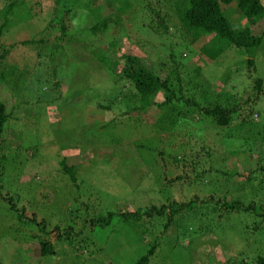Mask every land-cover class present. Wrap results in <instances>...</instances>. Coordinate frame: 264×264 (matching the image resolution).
I'll list each match as a JSON object with an SVG mask.
<instances>
[{"label":"rangeland","instance_id":"374dc122","mask_svg":"<svg viewBox=\"0 0 264 264\" xmlns=\"http://www.w3.org/2000/svg\"><path fill=\"white\" fill-rule=\"evenodd\" d=\"M174 1L128 0L130 8L115 20L118 0H0V66L13 71L8 84L0 82L7 115L0 152L9 156L0 168V264H133L152 246L144 264H255L264 256V91L254 103L244 102L255 94L253 80L264 82V20L250 23L234 5L226 7L227 20L261 35L262 45L252 57L229 47L210 60L199 43L183 42ZM83 6L89 19L93 9L95 20L110 17L102 34H88L94 19L81 18ZM209 39L206 34L202 42ZM124 56L139 58L159 78L175 69L183 100L211 105L219 91L242 109L226 126L196 110L189 120L181 114L190 105L176 94L171 106H162L159 90L141 109L143 100L119 78ZM248 59L253 66H246ZM17 73L21 80L32 75L31 90L20 89L26 80L11 87ZM193 85L207 88L200 96ZM123 93L129 97L119 100ZM163 115L176 119L171 128ZM159 149L181 156L187 168L157 162L150 153ZM148 154L154 164L143 161ZM62 166L72 168L74 181ZM178 174L183 180L166 187ZM6 194L19 219L2 199ZM194 197L204 204L180 211L171 223L167 208L136 222L114 216L104 225L90 223L107 212L158 209ZM232 199L255 204V212L224 215L221 204ZM67 227L69 237L57 239ZM44 242L52 246L49 257L39 256Z\"/></svg>","mask_w":264,"mask_h":264},{"label":"trees","instance_id":"16d2710c","mask_svg":"<svg viewBox=\"0 0 264 264\" xmlns=\"http://www.w3.org/2000/svg\"><path fill=\"white\" fill-rule=\"evenodd\" d=\"M57 3L59 1H67V2H79L80 0H56ZM116 1V0H115ZM119 6H118V11L117 14L114 16L115 20H118L120 18V14L126 13L127 9L130 8L131 4L128 2V0H118ZM23 2L21 3V5ZM62 4V2H61ZM13 3L9 4L5 10H4V15L3 18L4 20L7 19V14L13 7ZM230 5H234L235 10L241 15L242 18H244L246 21L250 23L258 22L260 20H264V5L261 4L260 0H175L173 2V8H174V13L176 15L177 20L179 21L178 25H180V28L184 31L182 33V40L183 42L186 41L188 44H195L199 43L198 46V51L200 54L206 56L210 60H215L220 56L227 48L229 47H234L237 50H241L246 52L250 57H252L257 49L262 45L261 43V35L256 36L253 35L251 30L248 27H241L237 24H232L230 23L225 15V8L229 7ZM82 12H81V18L85 17L89 20V22L95 18V14L98 11L97 9H93L90 11L92 15H90V19L88 16H85L86 13L85 11L88 12V7H81ZM25 10V6L23 7ZM69 10H67L68 12ZM23 18H26L23 15ZM108 18H102L98 19L89 24V28L87 29V32L91 37H94L92 35L98 36L104 32L107 27H108V21H110ZM109 19V20H108ZM6 21V20H5ZM83 23V20H82ZM87 26V25H86ZM2 27L0 26V32L2 31ZM84 30V29H83ZM82 30V31H83ZM166 30V29H165ZM209 34L210 39L202 42V39L204 38V35ZM186 39V40H185ZM181 43V41H179ZM70 44V42L65 41V46ZM84 46L86 43H82ZM185 43H182L184 45ZM187 46V45H186ZM264 46V45H263ZM262 46V47H263ZM92 55L97 57V60L100 61L102 60V57L100 55L99 51H91ZM175 55L173 54L171 57V62H173L174 67L177 66V62H175ZM246 66L251 67L253 66V61L251 59H248L246 61ZM0 65H2V56L0 55ZM6 72V75L2 73V71ZM198 71H195V74H197ZM13 71L12 68H5L0 66V82L3 83H9V79H7V76L12 75ZM118 74L120 75L119 78L124 79L129 85L132 90H134V93L138 94L143 100L142 104H140V108L145 107V103H147L145 100L149 98L152 94H154L156 91H162L164 94V102L161 104L162 106H165L167 104H172V100L176 97V94H179V100H182L184 103L190 105L187 106L189 108V113L188 115L185 113L182 115V118H186L189 120H192L193 111L196 110L198 113H200L203 118H210V121H213L216 123L217 126H226L231 118L233 113H236L237 110H241V104L239 102L234 101L231 99V97H222L220 92L216 94H212L213 98V103L211 101H207L206 103H212L211 105L205 104L201 105L198 100H193L192 99H184L181 97V84H180V78L177 76V72L172 70L171 73H166V75L163 78H159L156 73L154 72L153 69L147 68L143 66L139 60V58L132 57V56H124L122 65L120 66ZM31 76L29 75L27 79L22 78V80H26L25 84L21 86V90L25 91L26 89L31 90V85L27 83L28 80H31ZM112 77V75H110ZM171 76H174L175 83L173 84V81L171 83ZM10 77V76H9ZM22 75L20 73H17L15 77H11L13 80L10 82L11 87L14 88H19V84L21 80ZM36 81H38V78H35ZM254 85L253 89L255 91V94H252V96H247L246 102H252L257 99L258 95L261 94L264 91V82L261 80V78H255L254 80ZM189 84V81H187ZM195 88H197V93L201 96L203 92L206 90V86L202 89L200 87H197L196 85ZM264 93V92H263ZM119 100H123L124 98L127 99V94L123 93L120 95ZM118 100V98L116 99ZM147 107V106H146ZM105 109H108L105 107ZM172 108L167 109L168 111H171ZM239 113V112H238ZM252 111H250V114ZM249 114V115H250ZM201 116V117H202ZM6 113L4 110V104L0 101V140L2 139V130L4 123L6 121ZM175 117H178L177 113ZM200 117V116H199ZM165 122H168L167 125L171 128V124L175 122V120H172L169 115H163ZM180 118V117H179ZM245 119V118H244ZM244 119L241 121V124H244ZM163 125V124H162ZM164 128V126H161ZM163 128H160V132L163 130ZM166 129V127H165ZM159 132V130H158ZM160 136V134H156V137ZM188 136V135H187ZM190 136V135H189ZM188 136V137H189ZM138 147H142L141 145ZM148 151H150L152 148H149V146H145ZM150 155L154 158H156L157 162L161 160V164L166 165L168 163H172V166L177 167V165H184L182 166L185 168V164H183V160L178 155L176 156V153H173V151L166 152V150H156ZM162 155V156H161ZM166 157L167 159L165 160ZM9 157L7 152H0V168H3V164H6V158ZM143 161H149V164H154L153 160L149 159V154L148 156L146 155L145 157L143 156ZM60 165H62L63 159L59 161ZM152 166V165H151ZM181 167V168H182ZM187 168V166H186ZM62 170L65 174L68 175L71 181H74V176H73V170L72 168L62 166ZM187 173V172H186ZM1 174V173H0ZM183 174V171H182ZM200 173H196V178H199ZM186 175V174H185ZM182 175L178 174L174 176V178H167L165 180L166 187H169L171 185H175V183H178V181L181 182V177ZM187 178V175L185 176ZM184 177V178H185ZM185 178V179H186ZM183 180V179H182ZM189 181V179H187ZM1 186V185H0ZM1 188V187H0ZM3 200L6 201V203L9 206V209L14 211L16 213V217L19 219L21 216L19 214V211H17V208L14 204V200L11 199L7 194L6 196L2 197ZM211 200V198H209ZM204 201H201L194 197L192 200H188L187 202H182V203H174V204H169V206H161L158 209L151 207L148 209L146 206L141 207L140 210H135L134 212L127 213V212H120V211H115V212H107L105 217L97 216L94 219H91V222L93 225H97L98 223L101 224H107L111 218L114 216L121 217L124 220L128 221H139L142 217L141 215H151V214H156L157 217H160L164 211L167 208V214H168V222H172L171 220L177 219L181 216L180 211L186 209L187 211L189 210L190 212L192 211V206L196 205L198 203H203ZM207 202H205L206 204ZM222 207L224 208L225 212L224 215H228L231 211H239L240 208H242V211L244 212H249V209H255V204L249 203L248 205H245L243 202L240 200H235L232 199L230 202H225L221 204ZM261 207V206H260ZM263 209V207H261ZM216 209V208H215ZM255 212V211H254ZM32 224H37L34 219L30 220ZM38 225H41V228H44L43 221L41 220L38 222ZM71 232V227H67L63 229L62 233H56V238L59 239L62 235L63 237L68 238ZM154 246L149 248L147 254L141 256L137 261H135L133 264H144L148 260V256L153 252ZM53 254V249L50 243L44 242L41 243L40 246V252L39 256L41 257H49ZM255 264H264V256L258 255L256 257Z\"/></svg>","mask_w":264,"mask_h":264}]
</instances>
